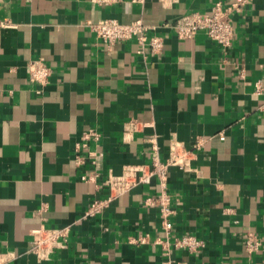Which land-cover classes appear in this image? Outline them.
Returning <instances> with one entry per match:
<instances>
[{
  "label": "crops",
  "instance_id": "1",
  "mask_svg": "<svg viewBox=\"0 0 264 264\" xmlns=\"http://www.w3.org/2000/svg\"><path fill=\"white\" fill-rule=\"evenodd\" d=\"M217 1L237 0H0V20L12 24L0 29V264H161L183 236L203 243L173 254L189 264H264V0L233 13L229 48L203 32L178 36L183 15ZM102 19H141L165 47L108 45L87 28ZM37 60L51 68L44 86L29 80ZM133 120L147 127L129 138ZM89 129L99 138L81 153L97 152V164L78 166ZM174 141L192 155L186 170H169V234L145 204L160 196L156 179L85 217L110 174L165 162ZM40 227L69 228L47 260L29 253Z\"/></svg>",
  "mask_w": 264,
  "mask_h": 264
},
{
  "label": "built area",
  "instance_id": "2",
  "mask_svg": "<svg viewBox=\"0 0 264 264\" xmlns=\"http://www.w3.org/2000/svg\"><path fill=\"white\" fill-rule=\"evenodd\" d=\"M98 5H111L119 0H91ZM147 0H131L132 3L144 5ZM249 0H237L236 2L226 4L223 1H217L213 4L209 13L192 12L183 15L175 24V29L180 38L192 39L198 33L205 35L224 48H229L234 39V25L232 15L243 8ZM12 24L7 20H0V29L10 28ZM87 28L99 39L108 45H113L118 41H128L135 39L140 45V52H145L149 47L153 53H160L165 47V42L160 36L147 35L148 25L139 19L131 23H121L116 19H102L96 22H87ZM29 80L32 83L46 85L51 75V68L44 61H32L28 67ZM257 93L263 92L261 85L257 86ZM147 127L139 121L133 120L125 124V136L131 138L132 135ZM99 134L94 129L86 131L82 137V143L77 147L76 164L78 166L92 162L97 164V152H90L84 156L81 150L88 146L91 140H98ZM156 144L152 149L155 150ZM192 152L186 150L178 142L171 143L169 157L166 161H161L157 157L153 158L150 165L130 164L123 167L120 175L110 174L105 179L107 195L104 198L97 197L92 201L85 217L97 216L101 214L111 202L131 191L140 185H148L154 179L160 184V196L156 199L148 198L146 205L157 206L163 227L169 234L173 230L171 218L174 215L172 200L168 193V174L172 167L186 170L190 165ZM99 174L83 176L85 181H95ZM69 228H46L40 227L30 233L29 253L34 254L40 260H47L58 249L65 247L69 239ZM202 241L193 236H183L175 240L173 247L167 249V256L161 264H189L186 259L175 258V251H185L188 254L198 253L202 247ZM257 243L250 245L251 249L257 248Z\"/></svg>",
  "mask_w": 264,
  "mask_h": 264
}]
</instances>
